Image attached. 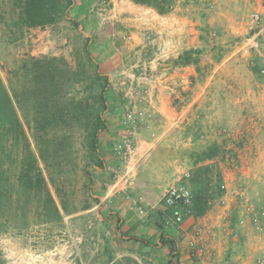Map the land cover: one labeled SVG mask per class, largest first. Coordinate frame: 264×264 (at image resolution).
Instances as JSON below:
<instances>
[{
  "label": "rangeland",
  "instance_id": "rangeland-1",
  "mask_svg": "<svg viewBox=\"0 0 264 264\" xmlns=\"http://www.w3.org/2000/svg\"><path fill=\"white\" fill-rule=\"evenodd\" d=\"M52 1L57 8L66 5L65 0ZM73 7L58 13L50 23L27 26L21 17L20 0H0L1 84L7 91L17 88L15 74L20 77V66L29 58L62 57L70 67H81L92 75L95 67L86 59L87 48L99 64L96 70L107 77L106 127L98 135L97 147L100 154H114L125 164L136 153V135L149 130L144 123L151 116L153 94L163 84L168 66H178L177 57L172 61L171 55L166 57L168 48L164 45L180 43L183 37L189 42L193 39L196 47L189 49L198 50L196 72L202 80L213 75L215 83L206 91L200 107L188 116V133L202 142L196 140L195 156L186 169L190 178L200 174L201 179L211 182L213 197L206 212L221 217L215 226L196 222L194 218L199 216L190 207L186 220L191 221L186 228H178L171 221L177 244L184 248L182 256L193 262L264 264V154L239 153L243 146L254 151L255 144L249 141L252 135L242 137L237 126L244 116L264 123V0H165L162 6L132 0H73ZM254 13L259 16L257 24L251 21ZM73 16L75 24L69 20ZM155 26L163 31H155ZM253 37L259 46L244 54L242 47ZM144 70L154 75L155 84L146 85L137 94L143 81L138 85L136 76ZM68 89L62 87L60 92ZM75 89L82 96V89ZM76 91L68 94L78 96ZM70 97L59 96L58 102ZM127 112L134 120L131 123L124 122ZM17 115L28 144L25 148L36 157L57 213L41 189L29 190L19 183L23 170L20 158L25 154L20 139L6 154H0V264H152L149 251L124 241L118 221L101 219L104 214L98 211L99 197L94 196V176L102 159L97 160L76 120H70L75 126L72 140L66 143L69 159L51 181L18 109ZM75 128H79L76 133ZM128 137L131 156L123 158V141ZM118 146H122L119 151ZM206 150L215 152L213 157L199 160ZM116 176H110L112 183ZM130 188L137 196H132ZM130 188L123 199L134 202L126 212L135 213L136 218L143 216L138 220L146 228L152 207L141 192L144 186L134 183ZM165 215L171 220L169 211ZM197 224L204 228V249L202 254L192 255L187 240ZM227 236L231 237L229 247ZM215 242L226 248L216 249Z\"/></svg>",
  "mask_w": 264,
  "mask_h": 264
},
{
  "label": "trees",
  "instance_id": "trees-1",
  "mask_svg": "<svg viewBox=\"0 0 264 264\" xmlns=\"http://www.w3.org/2000/svg\"><path fill=\"white\" fill-rule=\"evenodd\" d=\"M65 1L66 5L62 9L57 8L52 0H20L22 20L27 26L50 23L55 20L57 15L63 14L66 10L74 9L73 0ZM132 1L137 4L152 5L154 3L162 6L165 0ZM69 20L75 24L74 16L70 17ZM86 40L88 41V38ZM88 51L86 48V59L95 67L92 75H88L81 67H70L62 57L51 56L42 59L29 58V60L24 61L23 65L20 66V77L17 73L15 74L18 79V87H12L11 90H8L10 92L0 82V154H6L9 146H13L20 139L22 140L25 154L20 158V165L23 170L18 176L19 183H22L29 190L32 187L41 189L47 199L46 201L50 202L56 213L57 208L47 191L46 182L41 175L36 157L31 154L29 148H25L28 144L17 115V109L28 129H30L38 150V157L47 170L51 181L59 172V166L69 159L65 151L70 148L66 143L72 140L71 130L75 126L71 123L73 119L76 120L77 127L82 129L88 139L89 147L95 152L97 160L101 161L97 140L99 133L104 131L106 127L104 113L106 110L107 77L96 70L99 64L94 61ZM197 53L198 50L196 49H186L177 56L175 64H194L198 67V59L195 58ZM87 78H91L90 81H87ZM62 87H69V89L67 92H60ZM76 87L82 89V96H79ZM71 91H76L78 96L69 95L68 93ZM59 96L71 97L68 101L59 103ZM70 106H72L71 110ZM78 129L75 128V133ZM9 138L11 141L7 145ZM214 153L211 150H206L199 160L210 159ZM96 166L100 167L99 165ZM84 174L90 182V175L85 170ZM193 177L190 178L191 209L195 216H201L209 208V201L213 197L210 194L212 185L208 179H201L200 174L198 177L197 175ZM63 207L65 208L64 205ZM65 210L67 211L66 208ZM117 229L120 232L119 228ZM142 241L147 243V241ZM159 242L162 245H168L170 257L178 255L176 240L161 236Z\"/></svg>",
  "mask_w": 264,
  "mask_h": 264
},
{
  "label": "crops",
  "instance_id": "crops-1",
  "mask_svg": "<svg viewBox=\"0 0 264 264\" xmlns=\"http://www.w3.org/2000/svg\"><path fill=\"white\" fill-rule=\"evenodd\" d=\"M161 29V27L155 26V31H163ZM164 47L168 48L165 52L166 57L171 55L172 61L183 50L194 48L196 45L193 39L189 42L188 37H183L180 43H172L164 45ZM155 64L152 59V66ZM168 68L170 70L167 72L163 84L159 85L153 94L151 116L144 123L146 124L144 127H148L149 130L148 132L140 130L136 135V153L125 164L119 163V159L114 154H100L102 166L95 167L94 189H96V194L94 196L99 197L98 211L104 214L101 219L118 221L119 230L122 229L124 232L120 231L124 241L131 243L132 247H140L142 251H149L152 254V258L149 259L152 264H206L199 261L193 262L186 256H182L184 248H180L178 244V255L170 257L168 245H162L159 238L161 236L170 237L177 242L175 229L171 220L166 218L165 212L168 213V210H165L161 204V198L167 187L181 176L187 167V162L195 156L193 147L196 146V142H202V140L191 138L192 136L188 133L190 119L188 116L192 114L193 110L200 107L206 91L208 88H212L215 83V77L210 75L202 80L198 76L194 64L178 65L172 68L169 65ZM177 101L183 102V105H176ZM245 119L244 116L242 122H239L238 125L235 124L240 129L242 137L248 139L247 136L252 135V139L249 141H254L255 149L253 151L252 147H247L250 149L247 152V148L243 146L239 149V153L264 154V128H259L264 123L251 122L250 118ZM259 131L260 134L257 136ZM112 174L117 175L115 183H112L110 177ZM134 183L140 187L144 186L140 191L144 194L146 202L149 201L147 204L152 207V216L148 221H145L146 228H142L141 222L138 220L143 216L138 214V218H136L135 213L126 212L127 207H130L131 202L134 201L133 199L124 201L123 194ZM129 192L132 196H137V191L132 192L130 188ZM144 198L142 199L144 200ZM212 213V211H207L194 220L215 226L221 216H213ZM190 221L183 222L181 225L183 229L189 225ZM141 231H143L142 234H140ZM227 239L229 247L231 237L227 236ZM142 240L147 243H143ZM215 246L216 249L219 248L218 250L222 248L220 243L215 242ZM211 247L214 248L213 243ZM224 248L226 247L222 249Z\"/></svg>",
  "mask_w": 264,
  "mask_h": 264
},
{
  "label": "built area",
  "instance_id": "built-area-1",
  "mask_svg": "<svg viewBox=\"0 0 264 264\" xmlns=\"http://www.w3.org/2000/svg\"><path fill=\"white\" fill-rule=\"evenodd\" d=\"M251 21L254 24H257L259 22V16L257 13H254L251 15ZM251 42L248 45H244L242 47L243 53L247 54L248 50L251 48H257L259 46V41L253 37L250 39ZM136 82L139 85L141 81L142 89L137 90V94L140 93V91L143 90V88L146 85H152L155 84V78L153 74H150L147 71L141 72L139 75L136 76ZM132 115L130 112H127L124 117V122H133ZM130 133V132H129ZM131 146H132V141L128 137L123 141V147L125 148V152L120 154L123 158H128L131 156ZM122 146H118L116 148L117 151L118 149L121 148ZM127 153V154H126ZM191 176V172L188 169H185L181 176L178 178L177 181H175L173 184H170L167 189L165 190L161 202L164 206L165 209L169 211L171 221L174 223L175 226L179 228L180 225L183 224V222L186 220V217L190 215L191 213V203H192V189L188 183V180ZM224 185H221V188H224ZM192 234L188 237V242L187 246L192 249L191 254H202L203 249H204V228L200 225H195L192 230Z\"/></svg>",
  "mask_w": 264,
  "mask_h": 264
}]
</instances>
